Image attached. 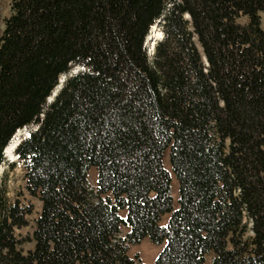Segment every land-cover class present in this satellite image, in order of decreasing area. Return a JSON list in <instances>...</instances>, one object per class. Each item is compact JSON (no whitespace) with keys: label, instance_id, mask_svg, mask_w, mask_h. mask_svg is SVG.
<instances>
[{"label":"trees","instance_id":"trees-1","mask_svg":"<svg viewBox=\"0 0 264 264\" xmlns=\"http://www.w3.org/2000/svg\"><path fill=\"white\" fill-rule=\"evenodd\" d=\"M11 2L0 164L14 134L35 124L16 152L41 210L24 252L15 228L31 209L0 184V264H143L128 250L145 237L165 243L155 264H264V0ZM160 18L164 37L149 55ZM73 65L86 69L48 103Z\"/></svg>","mask_w":264,"mask_h":264},{"label":"rangeland","instance_id":"rangeland-1","mask_svg":"<svg viewBox=\"0 0 264 264\" xmlns=\"http://www.w3.org/2000/svg\"><path fill=\"white\" fill-rule=\"evenodd\" d=\"M12 0H0V37L3 34V30L5 28V18L8 17L11 13L10 4ZM261 17V27L264 30V12H260ZM189 19V17H186ZM247 17L242 16L239 19L240 23H246ZM154 27L150 29V32L145 40V48L149 55H152L153 51H151L152 46H156L157 42L160 41L164 37V32L162 30V22L157 23ZM193 41L199 50L203 61L205 62V57L202 52V48L200 43L197 39V36H193ZM86 67L84 66H75L73 65L69 71V73L61 76L60 83L56 87V90L59 91L62 87L64 82L71 77L72 75L77 74L85 70ZM36 125H31L26 128H23L17 131L16 135L12 138L11 142H20L21 139L23 140L30 132L34 130ZM13 155L15 156L14 159H9L6 157L5 161L0 164V184L5 186L7 189V196L9 200L12 202L19 201V203L26 207L30 208L31 212L27 215V225L15 228V234L18 239L22 241L20 248L26 252L28 249L32 248L34 242L31 241L32 233L35 227V219L40 213L41 210V201L35 195H32L26 186V178H25V167L21 159L19 158L15 149L13 150ZM163 164L164 167L171 172L172 177V196H173V205L174 208L178 207V181L172 171L170 158H169V149L164 152L163 157ZM98 172L95 167H91L88 170L87 178L92 186H96L97 183ZM121 216H125L126 212L124 210L120 211ZM170 218V214L166 213L162 216L160 220V226H166ZM251 226L250 224L248 225ZM129 227L127 225L122 224L120 226V234L122 237H125L126 234L129 232ZM251 230H248L247 236L251 235ZM165 243L156 244L150 241L149 238L145 237L142 239L141 242L138 244H130L128 255L131 258H134L138 255L141 259L143 264H155L156 258L159 253L162 252ZM212 256L209 255L207 257V262H211Z\"/></svg>","mask_w":264,"mask_h":264},{"label":"bare ground","instance_id":"bare-ground-1","mask_svg":"<svg viewBox=\"0 0 264 264\" xmlns=\"http://www.w3.org/2000/svg\"><path fill=\"white\" fill-rule=\"evenodd\" d=\"M155 26V25H154ZM153 26V27H154ZM61 78V77H60ZM60 81V80H59ZM58 91L55 89L54 91H53V93H52V96L51 97H49V100H53V97L55 96V94L57 93ZM19 130H21V129H19ZM18 130V131H19ZM17 133V132H16ZM16 133L14 134V136L16 135ZM13 136V137H14ZM28 136V135H27ZM26 136V137H27ZM12 137V138H13ZM12 140V139H11ZM18 144H19V142H11L10 141V143H9V145L5 148V151H4V154H5V156L8 158V161H9V159H14L15 158V156L13 155V150L15 149L16 150V147L18 146Z\"/></svg>","mask_w":264,"mask_h":264},{"label":"water","instance_id":"water-1","mask_svg":"<svg viewBox=\"0 0 264 264\" xmlns=\"http://www.w3.org/2000/svg\"><path fill=\"white\" fill-rule=\"evenodd\" d=\"M55 95H56V94H55ZM53 98H54V97H53ZM48 101L51 102V100H49V98H48ZM52 101H53V100H52Z\"/></svg>","mask_w":264,"mask_h":264}]
</instances>
